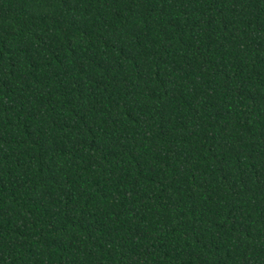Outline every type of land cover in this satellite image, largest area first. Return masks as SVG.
<instances>
[{
  "label": "trees",
  "instance_id": "obj_1",
  "mask_svg": "<svg viewBox=\"0 0 264 264\" xmlns=\"http://www.w3.org/2000/svg\"><path fill=\"white\" fill-rule=\"evenodd\" d=\"M0 264H264V0H0Z\"/></svg>",
  "mask_w": 264,
  "mask_h": 264
}]
</instances>
